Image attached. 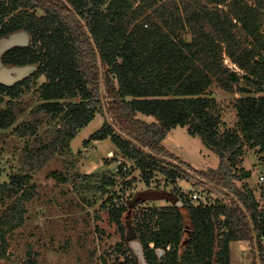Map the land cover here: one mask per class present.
<instances>
[{"label":"trees","instance_id":"1","mask_svg":"<svg viewBox=\"0 0 264 264\" xmlns=\"http://www.w3.org/2000/svg\"><path fill=\"white\" fill-rule=\"evenodd\" d=\"M137 1L0 0V38L19 30L30 35V43L4 51L1 62L34 66L28 78L11 85L0 82V94L16 97L30 78L44 76L41 102L33 112L62 119L53 145L66 147L102 111V125L85 143L109 138L147 183L160 171L172 182L184 176L229 197L230 203L195 204L175 190L177 199L170 205L152 209L150 215L144 210L137 227L131 221L130 232L142 245L145 264H230L229 243L239 240L250 242L254 259L258 255L264 264V209L246 185L234 187L250 176L236 166L244 148L264 152V0H207L213 7L204 6L190 17H199L202 24L190 41L176 31V19L169 25L164 4L146 12L155 1ZM223 52L253 85L242 91L256 95L238 97L236 125L220 130L205 90L222 70ZM9 114L0 113V127L9 126ZM177 126L217 154V167L176 162L163 140ZM124 166L112 179L104 176V183L113 185L118 174L125 176ZM131 178L127 186L136 180ZM29 179V173L15 172L0 182V192L13 198L0 216V258L7 254L8 236L25 221V202L35 193ZM128 207L112 206L109 220L122 238L116 245L123 254L118 264H139L131 246L124 245ZM24 264L36 262L29 257Z\"/></svg>","mask_w":264,"mask_h":264},{"label":"rangeland","instance_id":"2","mask_svg":"<svg viewBox=\"0 0 264 264\" xmlns=\"http://www.w3.org/2000/svg\"><path fill=\"white\" fill-rule=\"evenodd\" d=\"M146 1L151 0H138L137 4ZM154 1L155 4L146 12L153 11L158 4H164L165 18L171 20L169 25L174 26L173 21L176 19L178 28L175 29L187 41L200 34L202 25L199 17L190 18L195 13L193 11L201 13L202 7L211 9L214 5L208 4L207 0ZM36 12L40 14L42 10ZM188 20L193 21L192 26L187 23ZM11 35L17 36L18 45L30 43V35L23 30L1 37L0 43ZM222 56V70L213 76L205 90V95L212 100L210 110L218 118L220 130L236 125L235 103L238 97L256 95L255 92L242 91L253 86L244 77L245 70L224 52ZM31 67L28 69L1 62L0 71L5 69L2 76L10 80L3 81L4 78H0V82L11 85L28 78L34 66ZM44 80V76L30 78L28 86L23 87L16 97L0 94V113L10 112L9 126L0 127V182L7 181L9 175L15 172L29 173L28 183L35 187L33 197L25 202V221L8 236L9 247L6 256L0 258V264H24L29 257L36 264H118L123 260V254L116 249V245L122 238L116 224L109 220L112 206H129L123 214L128 227L124 240L127 247L131 239L135 238L130 232L131 221L136 225L144 210L150 215L152 209L176 201L175 194H172L175 190L187 193L195 204L216 200L230 203L225 194L184 176L172 182L160 171H155L147 183L133 160L120 157L109 138L85 143L90 133L102 125V111L97 112L87 126L78 130L66 147L53 145L55 129L63 123L62 119H52L50 115L33 112L34 107L41 102L39 88ZM163 144L176 156V162L185 161L198 169L218 165L217 154L206 148L199 136L189 134L186 127L172 128ZM244 149L236 166L250 171V176L235 181L234 187L246 185L259 201V208L264 209V152L258 147L246 146ZM121 163L125 165L122 169L127 171L126 175L118 174L113 185L104 183L103 177L112 179ZM132 176L136 180L127 186L125 182ZM194 193L199 194L198 199L193 198ZM12 199L6 192H0V216L8 210ZM236 244L240 246L236 248ZM157 251L160 252V249ZM254 255L250 242L234 241L230 264H255Z\"/></svg>","mask_w":264,"mask_h":264},{"label":"water","instance_id":"3","mask_svg":"<svg viewBox=\"0 0 264 264\" xmlns=\"http://www.w3.org/2000/svg\"><path fill=\"white\" fill-rule=\"evenodd\" d=\"M19 43V41H17V36L16 35H11L9 38H7L6 40H4L3 42L0 43V55L6 51L7 49H9L11 47V44H16ZM18 45V44H16ZM20 45V44H19ZM13 46V45H12ZM1 64V62H0ZM28 69L32 68L31 66H25ZM27 68L25 69V71L27 70ZM5 71V69H1L0 71V78L3 79L4 77L2 76V73ZM10 79L8 78H4L3 81H9ZM130 246L131 248L134 250V252L136 253L137 257H138V262L139 264H145L144 262V257H143V248L142 245L140 243V241L137 238H133L130 241ZM256 261L257 264H260L259 262V257L257 255L256 257Z\"/></svg>","mask_w":264,"mask_h":264},{"label":"crops","instance_id":"4","mask_svg":"<svg viewBox=\"0 0 264 264\" xmlns=\"http://www.w3.org/2000/svg\"><path fill=\"white\" fill-rule=\"evenodd\" d=\"M234 241H231L230 243H229V247H230V256H231V250H232V243H233ZM237 246L239 247L240 245L239 244H236V248H237ZM247 247V246H246ZM158 252V255H159V257L161 256V254H162V252H161V250H160V252L159 251H157Z\"/></svg>","mask_w":264,"mask_h":264},{"label":"built area","instance_id":"5","mask_svg":"<svg viewBox=\"0 0 264 264\" xmlns=\"http://www.w3.org/2000/svg\"><path fill=\"white\" fill-rule=\"evenodd\" d=\"M117 169H118V168H117ZM193 198H197V199H198V198H199V194L194 193V194H193Z\"/></svg>","mask_w":264,"mask_h":264}]
</instances>
